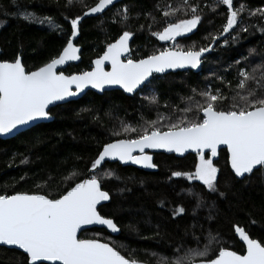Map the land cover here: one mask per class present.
<instances>
[{
  "label": "trees",
  "instance_id": "trees-1",
  "mask_svg": "<svg viewBox=\"0 0 264 264\" xmlns=\"http://www.w3.org/2000/svg\"><path fill=\"white\" fill-rule=\"evenodd\" d=\"M66 2L15 0L14 4L13 0H0V61H13L19 54L26 70L42 66L59 54L71 34L65 17L74 18L77 14L82 16L78 37L74 38L78 59L63 71L67 75L90 70L92 61L104 52L107 43L114 42L125 30L133 34L128 58L134 60L174 45L180 46L177 50H198L209 44L213 47L205 53L200 73L154 75L132 97L119 91L102 95L87 92L76 101L52 108L48 122L11 139H0V194L39 191L55 198L87 178L90 163L104 143L135 138L145 121L156 120L160 114L173 119L181 116L178 110L189 106L186 98L202 100L199 93L205 90L215 94L219 89L225 98L219 106L226 108L238 91L239 69L250 71L264 65V13L258 11L264 9V0H233L235 8L244 9L238 19L243 20L247 31H241L238 25L223 36L219 33L226 23L227 6L216 4L215 0H190L199 5L202 19L192 33L171 43L159 42L152 32L162 31L166 21L190 18L187 9L168 17L163 15L170 8H182L183 0H120L90 17L83 16V12L98 0H83L71 7H65ZM125 7L128 19L121 21ZM25 9L41 18L51 17L59 27L23 20L18 13ZM213 35L218 37L215 42ZM244 57L247 59L242 60ZM152 96L156 97L155 103L150 100ZM195 114L193 106L188 116ZM123 124L136 132L122 133ZM153 161L157 167L152 173L118 163L103 165V169L114 171L118 179L103 180L102 190L109 192L110 202L98 211L113 218L120 233L112 237L105 230L94 228L83 232L80 238L109 242L126 257L146 264H157L161 256L171 261L177 254L183 255L184 249L202 248L209 233L218 237L223 246L243 254L244 247L234 235V225L243 227L250 238L264 242V169L238 179L229 168L226 150L222 149L213 161L218 168L217 191L209 192L200 182H192L202 193V203L197 206L196 198L183 191L190 182L171 176L173 171H194L197 155L176 158L154 154ZM180 206L184 212L174 215ZM0 264H27V257L0 247Z\"/></svg>",
  "mask_w": 264,
  "mask_h": 264
},
{
  "label": "snow or ice",
  "instance_id": "snow-or-ice-1",
  "mask_svg": "<svg viewBox=\"0 0 264 264\" xmlns=\"http://www.w3.org/2000/svg\"><path fill=\"white\" fill-rule=\"evenodd\" d=\"M82 2L67 0L65 7ZM112 3L113 0H98L94 6L86 7L83 16L101 13ZM215 3L227 6L226 23L220 36L238 25L241 31H247L242 26L243 20L238 19L244 11L243 7L235 8L233 0H215ZM184 9L188 10L190 18H182L177 22L166 21L162 31H154L152 35L161 41H175L177 37L196 28L202 19L201 9L198 4L190 3V0H183L182 8H170L163 15L168 17ZM127 11L126 7L122 10L121 21L128 19ZM258 11L264 13V9ZM18 15L28 22L59 27L51 17L41 18L26 9ZM65 19L70 23L71 34L67 36V42L59 54L42 66L26 70L19 54L13 61H0V136L10 135L30 122L47 119L49 105L75 96L87 86L100 89L106 85H119L125 92L132 93L134 89L145 85L153 72L162 73L165 69L186 67L197 69L201 65L202 54L213 47V44H209L198 50L192 47L177 50L180 46L174 45L171 49L164 48L143 59L122 58L129 52V38L133 35L125 30L114 42L107 43L103 55L92 61L90 71L65 75L57 69L68 61L78 59L79 49L74 38L78 37L82 16L77 14L74 18ZM217 38L216 35L211 37L213 42ZM252 51L250 49L249 53ZM105 61L111 65L108 71L103 66ZM238 75V91L226 108L219 106L225 99L219 89L215 94L209 90L200 92L202 100L187 97L189 106L178 110L181 116L173 119L171 115L160 114L156 120L145 121L135 138L104 143L90 163L87 178L80 179L55 198L39 191L0 194V244L21 249L26 254L28 264H140L126 257L109 242L81 239L78 236V230L84 225L106 226L112 233L119 231L113 218L98 212V205L110 199L109 192L102 190L103 180L118 179L114 171L103 169V164L107 160H118L156 168L146 149H163L179 154L190 149L197 155L194 171H173L171 176L184 177L190 182V186L183 191L196 198L197 206L202 203V193L196 190L192 182H200L209 192L217 191L218 168L212 158L216 156L218 145L227 147L228 163L235 176L251 174L258 167L264 169V65H258L250 71L240 68ZM253 83L255 87L250 86ZM150 100L155 103L156 97L152 96ZM193 106L196 114L189 118ZM121 132L135 133L136 129L123 124ZM205 150H208L207 153ZM184 210L182 206L177 207L174 215ZM234 228L243 242V254L223 246L218 237L209 233L207 243L202 248L184 249L183 255L177 254L171 261L161 256L157 264H264V242L250 238L243 227L234 225Z\"/></svg>",
  "mask_w": 264,
  "mask_h": 264
},
{
  "label": "water",
  "instance_id": "water-1",
  "mask_svg": "<svg viewBox=\"0 0 264 264\" xmlns=\"http://www.w3.org/2000/svg\"><path fill=\"white\" fill-rule=\"evenodd\" d=\"M118 1H120V0H113L114 3L118 2ZM111 5H112V4H111ZM111 5H108L105 9H107V8H108L109 6H111ZM96 14H98V13H96ZM91 15H92V14L87 15V17H90ZM129 52H130V38H129ZM129 52H128V53H125L124 56H123L122 58L126 57V56L129 54ZM101 55H103V53H102ZM101 55H100V56H101ZM100 56H99V57H100ZM204 56H205V53L202 54V60H203ZM99 57H98V58H99ZM96 59H97V58H96ZM75 61H76V60H74V61H68V62H66L65 65L58 66V69H57V70L63 72V71H64V70H65L70 64L74 63ZM103 66H104V69H105L106 71H108V70L111 69V65H110L107 61H105V63H104ZM92 67H93V64L91 63V69H92ZM91 69H90V70H91ZM90 70H88V71H90ZM201 70H202V61H201V65L198 66L197 69H191V68H188V67H186V68H177V69H165V71L162 72V73H156V72H153V73L151 74V76L148 78V82H147V83L150 82V80L153 78L154 75H156V76H164V75H167V74H170V73H175V72H186V71H191V72H193V73H200ZM63 73H64V72H63ZM64 74H65V73H64ZM65 75H67V74H65ZM71 75H72V74H71ZM147 83H146V84H147ZM146 84H145V85H146ZM145 85L139 86L137 89H134L132 93H127V92H125V91H124L119 85H106V86H104L103 88H100V89H94V88H92L91 86H87V87H85L84 89H82L81 92L77 93L75 96L68 97V98H66L64 101H57V102H54L52 105H49V109H48V110L50 111L52 108H55V107H57V106H60V105L66 104V103L71 102V101H76V100L82 98L87 92H94V93H96V94H98V95H102V94L105 93V92L119 91V92H122L125 96L132 97V96H134L135 94H137V93H138V92H139V91H140ZM72 90H73V91L75 90V89H74V86H73ZM49 120H50V115H49V117H48L47 119H40V120H36V121L30 122L28 125L18 128L15 132H13V133L10 134V135H3V136H0V139H1V140L11 139V138L15 137L16 135H18V134H20V133H22V132H24V131H26V130L32 128V127H34V126H36V125H38V124H44V123L48 122ZM222 149H225L226 152H227V147H226L225 145H218V146H217V153H216V156L212 158L213 161L216 160V158H217L218 155H219V152H220ZM145 151H146L149 155H151L152 158H153V155H154V154L173 155V156L176 157V158H183V157H185V156H187V155H189V154H191V155H196V153H195L194 151L190 150V149L187 150V151H186L185 153H183V154H179V153H175V152H167V151H165V150H163V149H146ZM207 151H208V150H205L206 153H207ZM137 154H138V153H137ZM227 155H228V152H227ZM152 162L154 163V161H152ZM105 163H118V164L121 165L122 167H132V168H136V169H138V170L144 171V172H146V173H152V172L155 171V168H145V167L140 166V165H134V164H132L131 162L121 163V162L118 161V160H107ZM105 163H104V164H105ZM104 164H103V165H104ZM228 165H229V168H230L232 174L235 176V174H234V172L232 171V169H231L229 163H228ZM258 169H259V167H258L257 169H255V170H258ZM255 170H254V171H255ZM247 175H248V174H244L242 177H237V176H235V177L238 178V179H243V178L246 177ZM109 202H110V199H109L108 201H102V202L98 205V209H99L101 206H103V205H105V204H108ZM98 212H99V211H98ZM94 228H96V229H103V230H105V231H106L110 236H112V237H116V236H118L119 233H120L119 231L116 232V233H112V232H111L106 226L95 225V224H93V225H84V226L81 227V229L78 230V236H79V238H80V236H81V234H82L83 232H85V231H87V230L94 229ZM118 229H119V228H118ZM234 235H235L236 239L238 240V242L244 247L243 242L239 239L238 235H237L236 232H235V228H234ZM81 239H82V238H81ZM101 242H102V241H101ZM0 247H4V248L10 249V250H16V251H18V252H20V253H22L23 255L26 256V254H24L23 251H22L21 249L17 248L16 246H10V245H3V244H0ZM27 264H28V262H27ZM40 264H50V262H40ZM57 264H59V262H57ZM140 264H146V263H142V262H140Z\"/></svg>",
  "mask_w": 264,
  "mask_h": 264
},
{
  "label": "rangeland",
  "instance_id": "rangeland-1",
  "mask_svg": "<svg viewBox=\"0 0 264 264\" xmlns=\"http://www.w3.org/2000/svg\"><path fill=\"white\" fill-rule=\"evenodd\" d=\"M195 29H196V28H194L191 32L186 33V34H184V35H182V36H180V37H183V36H186V35L192 33ZM155 38H156L159 42H161V43H171V42H172V41H161V40H159L157 37H155ZM177 38H179V37H177Z\"/></svg>",
  "mask_w": 264,
  "mask_h": 264
},
{
  "label": "flooded vegetation",
  "instance_id": "flooded-vegetation-1",
  "mask_svg": "<svg viewBox=\"0 0 264 264\" xmlns=\"http://www.w3.org/2000/svg\"><path fill=\"white\" fill-rule=\"evenodd\" d=\"M130 53V52H129ZM129 57V54L126 56V57H124V58H128Z\"/></svg>",
  "mask_w": 264,
  "mask_h": 264
},
{
  "label": "bare ground",
  "instance_id": "bare-ground-1",
  "mask_svg": "<svg viewBox=\"0 0 264 264\" xmlns=\"http://www.w3.org/2000/svg\"><path fill=\"white\" fill-rule=\"evenodd\" d=\"M203 67V66H202ZM202 71V70H201ZM249 175V174H248Z\"/></svg>",
  "mask_w": 264,
  "mask_h": 264
}]
</instances>
